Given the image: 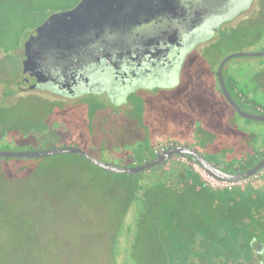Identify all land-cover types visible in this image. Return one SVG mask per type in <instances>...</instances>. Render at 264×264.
<instances>
[{
    "label": "rangeland",
    "instance_id": "rangeland-1",
    "mask_svg": "<svg viewBox=\"0 0 264 264\" xmlns=\"http://www.w3.org/2000/svg\"><path fill=\"white\" fill-rule=\"evenodd\" d=\"M76 1L0 0V135L39 129L44 137L34 143L37 148L75 146L119 166L140 164L151 155V148L162 143L186 145L212 163L232 165L241 172L259 161L264 154V121L243 118L225 101L216 70L227 55L264 51L262 19L247 22L245 11L214 32V42L204 45L206 53L197 66L198 89L187 94L188 100L161 105L154 114L140 117L113 114L112 121L123 122L116 130L94 107L103 106L101 96L65 100L18 83L24 73L22 43L29 31L51 11ZM243 1L236 0L233 12ZM210 35L207 30L199 36L206 40ZM202 47L190 56L185 72ZM222 72L229 89L261 100L262 108L243 103V111L264 110V93H254L252 77L264 74V55L235 56ZM190 78L188 73L185 83ZM146 100L154 105L153 98ZM20 125L25 128L19 129ZM147 147L145 158L131 156ZM183 161L168 160L136 176L106 172L76 154L0 161V264H118L112 245H119L122 264L134 246L161 261L162 245L173 256L180 255L178 244L193 250L189 264H216L209 252L223 236L218 228L240 225L243 237L253 229L262 230L264 209L259 211L261 217L255 211L264 204V172L235 183L242 185L218 190L223 196L250 197L246 211L238 202L229 213L206 191L188 183L183 174L194 179L197 172L207 183L214 182L196 164L191 163L192 170ZM130 179L137 185L135 195L128 194Z\"/></svg>",
    "mask_w": 264,
    "mask_h": 264
},
{
    "label": "water",
    "instance_id": "water-1",
    "mask_svg": "<svg viewBox=\"0 0 264 264\" xmlns=\"http://www.w3.org/2000/svg\"><path fill=\"white\" fill-rule=\"evenodd\" d=\"M236 0H79L73 7L51 11L46 19L32 28L23 41L20 57L22 69L32 81L28 88L38 89L50 83L60 97L73 99L78 96L76 87L82 77V66L101 59L118 69L122 54L134 58L147 54V50L132 48L149 39L176 36V30L188 26L190 31L211 19H222L232 13ZM150 45V44H148ZM263 56L264 51L239 52L224 57L218 64L216 76L225 101L243 118L264 121V113H249L241 109L231 96L223 78V66L235 56ZM58 68L59 74L53 69ZM73 69L72 72H69ZM62 154H76L90 164L114 174L136 176L149 172L175 157H190L209 177L222 182L247 181L264 172V157L248 170L225 171L220 165L208 161L195 149L186 145L169 144L155 150V157L134 166H119L94 158L75 146H51L32 150H0L2 159H40ZM215 189V187H213ZM256 257L257 238L249 242ZM252 264V263H251ZM256 264H264L262 261Z\"/></svg>",
    "mask_w": 264,
    "mask_h": 264
},
{
    "label": "flooded vegetation",
    "instance_id": "flooded-vegetation-1",
    "mask_svg": "<svg viewBox=\"0 0 264 264\" xmlns=\"http://www.w3.org/2000/svg\"><path fill=\"white\" fill-rule=\"evenodd\" d=\"M243 2V6L238 9L236 8L235 12L232 11V13L222 19H211L193 31H190V28L185 26L176 30V36L159 39L157 43L156 39H149L143 42L140 41L138 45H134L132 48L138 47L140 49H145L148 51L147 54H137L134 58H127L125 53L122 54L119 59L120 68L118 69L114 68L104 59H101L97 66L92 62H86L82 66L83 73L81 80L75 88L76 92H78V96L73 99L60 97L58 93L51 88L49 82L40 85L38 89H43L47 93L56 95L65 100H74L86 96H101L103 98L102 109L98 103H95L94 107L97 110H101V114L110 117L113 114H119L122 115L124 119H126L129 113H135V117H140L141 115L136 111L138 106L142 108L143 113L154 114L161 105L167 106L168 104H174L176 101H186L188 100L186 99L187 94L190 96L192 91L198 89V81L200 79L198 77L197 66L201 64L202 57L206 53L204 52V49H206L204 45H209L208 43L214 42V40H212L214 32L217 29H222L223 26L229 24L234 17L245 11L248 13L246 18L247 22L252 20V22H255L259 19H262L264 22V0H245ZM207 30L210 31L211 35L208 36L206 40L201 39L199 35ZM200 46L203 47L192 60L191 69L186 70L191 78L189 83H185L188 74L185 72V66H187V62L190 61V56H192ZM72 71L73 69L69 72ZM52 72L54 74H59L60 70L56 68L53 69ZM252 77L253 83H255L254 93L259 90L264 93V74H258V72H256ZM31 81L32 77L30 74L24 72L23 77L18 83L28 87ZM225 85L233 99L240 104V106H242L243 103H249L256 107H261V104H258L261 100H254L246 97L243 90L229 89L226 82ZM147 97L153 98L154 105L152 107L147 104ZM262 101H264V99ZM261 108H259L258 113H264V110ZM169 144L171 143H162L153 147L151 155L146 159L155 157V150L161 152V147H166ZM177 158L178 156L173 160ZM216 188L219 187H215V189ZM215 189L213 188V190ZM253 237L257 238L258 249L261 251L257 253L256 257L252 254L249 246V242ZM247 242L249 256L245 264H256L260 261L264 263V226L262 230L253 229Z\"/></svg>",
    "mask_w": 264,
    "mask_h": 264
},
{
    "label": "trees",
    "instance_id": "trees-1",
    "mask_svg": "<svg viewBox=\"0 0 264 264\" xmlns=\"http://www.w3.org/2000/svg\"><path fill=\"white\" fill-rule=\"evenodd\" d=\"M78 1L79 0H77L75 3H72L71 6H69V5L60 6V10L67 9L68 7L69 8L73 7ZM28 11L31 12L32 14L34 13L33 9L32 10L29 9ZM16 18H17V15H15L14 19H16ZM12 21L13 20L11 19V22ZM11 26L12 25L10 23V30H11ZM136 111L141 116H142V114H144L142 108L139 106L136 109ZM103 116L106 119V122H108L112 127H115V129L116 128L119 129L121 127L120 123L112 121L109 118V116H107L105 114H103ZM22 126H25V125L22 124ZM22 126L20 125L19 129L25 128ZM40 132H41V130H39V129L34 130V128H33L28 133H12L11 135L9 133H5L3 135H0V144H1L0 150H16L17 148H20L21 146H24L25 144L27 145V147H26L27 150L37 149V147L34 146V143L40 142L41 139L44 137L43 136L44 134H42ZM149 150H150V148L147 147L146 149H144L143 153L141 152L140 154H137V155L132 154L131 156L134 155L135 158H137V157L139 158V157L143 156V158H145L144 156L149 154ZM151 152H152V148H151ZM263 156H264V154H263ZM184 158H185V161H183V163L185 164V166H189V168L193 170L191 163H194V162L189 157H184ZM0 161H4V159L0 158ZM215 165H217V164H215ZM220 166L222 167V169H224L225 171H229V172H234V170L236 169V167L232 166V165L225 166V165H222L220 163ZM183 177L186 178V180H188V182H190L196 188H201L204 191H206L210 198L215 199L218 202L219 207L221 209H225V207H226L227 211L229 213H232L233 211L236 210L237 206L239 205L238 202H240V204L243 205L244 211L247 210V207L249 204L248 201L250 200V197L243 200V198H239V196H237V195H230V196L224 195L223 196L221 194H218L219 189H225V188H229V187L239 186V185H242L243 183L219 187V188H216L215 190H213V187L209 186L206 183V181L202 178V176L200 175L199 172H197V174L193 175L194 179H190L188 176H186L184 174H183ZM129 182L130 183L128 186H130V187L128 189V194L130 195L133 193L135 195V190L137 189V185L134 181H132V183H131V179L129 180ZM169 188H171V186ZM132 190H134V192ZM169 196L170 197L173 196L171 194V192H170ZM263 205L264 204L261 203L256 207L255 212L259 216H260V214H259L260 209L261 208L264 209ZM235 215H237V214H235ZM261 218H264V217H261ZM238 227H239V229H238ZM220 230H222L223 236L220 237V239L218 241H215V243H216L215 245L210 246V252H209L210 258L209 259L211 260V262L216 263V264H228L229 262H231L233 264H245L247 259H248V256H249V247H248L247 241H248L250 235L243 237L240 233V225H235V224L233 226L232 225L228 226V229L227 228H223V229L218 228V232ZM159 238L160 237L157 236L156 239H157L158 243L160 245H162L161 240ZM244 238H246V240ZM193 241L194 240H191L189 242L190 243L189 246L192 247ZM113 246L116 249L114 253H115V257L118 258V261H119L118 264H122L121 263L122 258L120 256V247H119V245H112V249H113ZM162 249H163L164 257L162 258L161 261H159L156 258H151V256L149 255L151 252H148V251L143 250V249L140 251L139 248L134 246L133 249L129 252V254H127L128 258H127L126 264H189L188 257L191 256L193 253V250L192 251L189 250L190 248L187 249V244L183 248H181V245L178 244L177 252L180 255H176V253H175L173 256H170V253L164 248L163 245H162ZM112 252H110V257L113 256Z\"/></svg>",
    "mask_w": 264,
    "mask_h": 264
},
{
    "label": "built area",
    "instance_id": "built-area-1",
    "mask_svg": "<svg viewBox=\"0 0 264 264\" xmlns=\"http://www.w3.org/2000/svg\"><path fill=\"white\" fill-rule=\"evenodd\" d=\"M195 164V163H194ZM205 173V172H204ZM206 174V173H205ZM200 175L202 176V178L206 181L208 179H206L205 177H203V175L200 173ZM208 176V175H207ZM209 177V176H208ZM214 183H207L209 186H212V187H224V186H230V185H233L235 184L236 182L234 183H228V182H222V181H217L211 177H209Z\"/></svg>",
    "mask_w": 264,
    "mask_h": 264
}]
</instances>
